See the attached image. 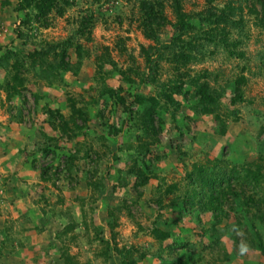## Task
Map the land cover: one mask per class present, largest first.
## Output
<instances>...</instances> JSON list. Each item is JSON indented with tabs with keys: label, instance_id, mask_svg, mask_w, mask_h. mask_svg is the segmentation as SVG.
I'll list each match as a JSON object with an SVG mask.
<instances>
[{
	"label": "rangeland",
	"instance_id": "1",
	"mask_svg": "<svg viewBox=\"0 0 264 264\" xmlns=\"http://www.w3.org/2000/svg\"><path fill=\"white\" fill-rule=\"evenodd\" d=\"M242 1L239 30L189 66L222 91L223 133L189 88L173 118L151 83L141 7L163 5L169 44L173 0H0V264H264V178L245 183L264 175V0ZM109 89L160 98L153 140L148 104Z\"/></svg>",
	"mask_w": 264,
	"mask_h": 264
},
{
	"label": "trees",
	"instance_id": "2",
	"mask_svg": "<svg viewBox=\"0 0 264 264\" xmlns=\"http://www.w3.org/2000/svg\"><path fill=\"white\" fill-rule=\"evenodd\" d=\"M185 0H173L172 9L176 16V22L173 25L175 28V34L171 39V42L162 43L160 39V31L163 29L167 19L162 8L161 3L147 4L144 3L141 7L143 25L146 37L155 42V46H151L149 49H144L146 55V64L150 68L153 75L150 77L151 83H156L160 96L166 102L164 104L165 109H169L171 106L174 110L172 117L175 118L177 111L181 109V103L175 99V95H181L187 88L185 95L191 96L192 100H197V104L194 107L197 115H209L215 117L223 127V133L226 132V122L222 119V111L219 100L222 98V91H219L216 87L210 85L209 82L204 81L203 78L207 75L193 76L191 74V68L189 67L193 62L199 60V56H204L205 52L210 48L212 44L223 43L225 39H228L232 35V31L238 29L243 21L245 5L242 0H228L222 6L216 5L218 0H206V7L199 12L188 13L184 10L183 2ZM253 7V6H252ZM253 9H250L252 11ZM258 13H255L257 15ZM160 16V18H158ZM144 19L146 21L144 22ZM159 20L162 21L160 24ZM261 25H264V5L261 12V18L259 19ZM157 23V25H156ZM231 43L229 45L231 46ZM12 58L16 59V63L12 66L14 69L23 68L24 63L22 57L16 54H10L7 57L1 58L8 64V60ZM111 61V60H110ZM168 62L172 65L173 73L172 77L163 83H158L156 79V68L161 62ZM112 66L117 69L116 63H111ZM49 70L57 72L59 69H65L60 62L58 64L49 63ZM133 70H129V72ZM48 73V71H45ZM120 72V71H118ZM122 72V71H121ZM124 75V73H122ZM136 75L140 74L135 73ZM137 75V77H139ZM130 75H124V79L129 83L133 82ZM20 82L19 79L14 80L13 83ZM134 84V83H133ZM111 96L115 99L116 103L126 109L133 105L148 104L145 108L144 116L139 119L141 127L146 129L145 137L154 139L153 135L147 134L152 132L158 134L155 128V117L159 116L161 120L162 116L158 115L161 108V100L159 97H146L145 95L136 94L132 97L133 101H127L126 93H123L122 89L113 93ZM130 103V105H128ZM81 118L84 117V112L81 110L76 111ZM63 121L68 123L61 113L58 115ZM52 117V115H51ZM139 126V127H140ZM155 129V130H154ZM148 130V131H147ZM150 144H144L141 146L140 154L147 153ZM260 171V166H259ZM264 178L263 173H252V170H247L245 175V183L254 182L258 184L260 180ZM250 182V183H251ZM154 232L159 234V229L155 228ZM165 238V237H164Z\"/></svg>",
	"mask_w": 264,
	"mask_h": 264
}]
</instances>
